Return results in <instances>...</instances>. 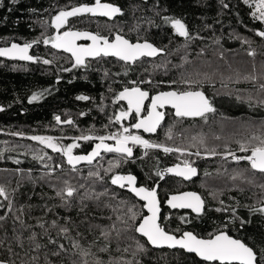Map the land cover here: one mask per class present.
Listing matches in <instances>:
<instances>
[{
  "label": "snow or ice",
  "instance_id": "obj_1",
  "mask_svg": "<svg viewBox=\"0 0 264 264\" xmlns=\"http://www.w3.org/2000/svg\"><path fill=\"white\" fill-rule=\"evenodd\" d=\"M250 9V16L253 21H258L264 25V0H242ZM11 5H18L20 0H10ZM221 12L229 9L230 5L225 0H219ZM147 4V0H144ZM5 7L4 0H0V8ZM141 5H132V11L140 10ZM14 7H8L7 11L11 13ZM151 11L154 16L159 18L160 23L152 17H141L146 19L149 26L160 27L161 24L170 26L173 35L184 38V47L195 39H203L198 33L193 35L187 24L181 18L171 15H162L158 8V3L152 5ZM35 12V9H31ZM163 11H166L163 10ZM90 15L92 17H107L112 20L118 16H124L125 12L121 6L110 2H102V0H94L91 3H80L79 5H65L51 16L50 21H43L42 26L47 29L51 27L55 30V35L41 36L31 42L23 44L11 43L10 46L0 47V57L9 60L27 61L31 63H43L44 65L53 64L54 60L41 59L39 56L30 54V49L34 45L41 42L44 45H50L52 49L62 51L68 54L67 59L71 63V67H61L62 72H71L73 69L83 68L85 70L92 69V61L97 64L107 63L108 58H113L116 62L121 63L123 75L127 76L133 65L138 62L143 63L144 58H155L161 55H171L165 53L164 48L155 46L149 40L140 35V24L136 23L129 29L137 33L135 42L129 40L123 34V28L117 27L111 36L102 35L100 32H90L86 30H67L61 31L70 24V18H78ZM7 21L8 17L0 18ZM219 22V21H217ZM206 28L212 27L205 25ZM111 32V29H109ZM254 35L264 42V27L260 29H252ZM242 44H247L249 50L247 55L253 57L251 71L242 73L234 70V75L227 77V81L233 83L250 82L255 90V96L249 94L246 97L237 95V100L249 103L252 107L264 108V61L260 63L259 70L255 63L257 51L252 48L253 41L242 37H238ZM78 41H90V43H78ZM218 43V41H216ZM169 43H172L170 40ZM178 51V49H177ZM203 54V49L198 55ZM55 57V53H53ZM223 54L221 53V57ZM183 63L172 65L173 69H179V75L176 79L170 81H159L153 85L151 79L130 80L122 87L121 90L115 91L112 84H108V92L113 94L112 103L118 104L125 102L126 107H120L112 116L108 117V124L104 125L105 133L99 134L94 128L88 129L86 132L81 131L79 136L72 137V143L67 145L61 143L66 137H54L50 135H31L25 137V133L21 131H13L9 133L15 137L27 138L28 140L38 142L42 147L33 152L32 159L40 163L44 171L39 177H33L31 170L16 169L15 172L21 177L16 181V187H11V181L0 183V264H141L136 259L137 253L147 251L145 244L136 239L133 233L139 234L148 245L153 248H168L183 250L189 254H195L199 257L203 264H264V237L257 241L254 237H248L247 242L240 238L230 235V225L236 231L243 230L246 226H251L252 218L259 216L261 222L264 223V122L257 127L252 125L254 131L248 137L236 140L237 149L233 151L228 143L224 144V150L218 151L216 147L209 148L206 143L205 136L199 134L192 137H184L189 142L184 144H174L169 146L165 142L152 141L144 138L143 133L157 134L158 130L163 128L166 122V116L169 113L167 108L173 111L175 122L169 125L165 131L167 140L174 139L175 124H181L185 119H200L205 124L209 121V114L215 113L216 108L212 101L206 96L205 92L200 90L208 83H213L215 72H201L193 67L191 71L185 68L186 64L192 63L186 57L182 58ZM170 60H165L160 65L153 64V71L157 68H164V74L170 71L167 67ZM96 71H102V79L107 81L111 76H120V72L112 73L107 68H95ZM147 71V69H145ZM60 77H57L59 82ZM71 82V81H69ZM115 82V81H114ZM160 83H168L169 86L178 85L172 90H159L153 95L152 89L142 88L140 85L148 84L154 88ZM130 85V86H129ZM179 85H182L180 87ZM221 85L227 88L225 78L221 75ZM237 92L240 90L237 89ZM50 94L49 89L41 92H34L29 97L28 102L39 101L46 95ZM231 94V93H229ZM79 101H88L92 99L86 95H78ZM104 97L101 96V104L99 109L105 111L103 104ZM146 101L148 103H146ZM0 111H4L0 107ZM81 116L86 113L81 112ZM56 125H68L75 127V121L71 118L62 120L60 115H55ZM124 121H134L129 125H125ZM118 125L116 131H109L112 125ZM61 132L63 128L61 127ZM135 130V132L133 131ZM216 140L222 139L219 135H214ZM78 141L89 142L92 147L87 154H74L73 150L81 147ZM5 144L7 142H4ZM139 147L144 150V156H147L149 150L159 149L165 154L178 153L179 156L185 157L180 163L164 170H158L155 175L161 180L165 178V173L182 177L185 180L191 179L197 175V168L194 167V161L187 157H220L226 164L235 162L237 165L244 161L247 167L234 168L230 175V179L240 181L233 187L243 193L245 188L241 185H248L250 188L257 189L252 196L247 197L251 203H241L234 197H229L235 202L226 204L220 196L223 192L217 194L212 192L214 200L219 203L218 207L210 209L207 202L202 196L195 192H183L172 195L167 204L172 209H190L196 214V218L202 217L207 211H215L217 213H227V223L217 227L213 232L207 234L206 237L196 234L192 230H183L182 234L177 236L166 231L161 226V207L157 198L156 188L145 186H137V178L131 174H120V169L125 163L133 161L134 148ZM195 148L196 151L190 149ZM45 149H50L52 153H59L63 160L59 163L54 161L53 156L49 155ZM11 148L0 149V158H3L5 151H13ZM241 153V154H237ZM106 154H114L113 159L107 161L108 167L104 168L100 163L105 159ZM15 164L21 161L14 160ZM68 166L67 172L64 165ZM81 165L88 166L87 176H82ZM61 175H57V173ZM69 173H75L74 179H83L89 183L73 184L69 179L64 177ZM227 169H225V174ZM110 174V175H109ZM219 174V173H218ZM210 175V173H205ZM27 179L33 185L37 181H44L49 188L55 192L54 197H47L48 200L59 199L58 205L50 206L47 202L37 205L41 215L33 216L34 206L30 203L20 204L17 206L16 200L23 187V180ZM103 186L102 191L96 190V185ZM116 186L119 189H127L143 202L142 207L146 209V214L139 216V212L134 209L136 206H128V202L120 200L117 206H113L110 201L115 200L117 193L110 190L106 185ZM82 190V191H81ZM35 195V192H33ZM44 193H41V199H45ZM108 200L104 201L103 198ZM29 201L32 196L28 197ZM94 202L97 207L103 203V207L112 208L113 212L118 207H126V211L117 215L115 220L109 225H101L94 223V217H90L86 209L87 202ZM63 207L65 209L78 208L77 215L83 214V218L77 222L70 216L59 217L49 221L47 216L54 213V208ZM243 208L247 212V216L240 214ZM139 216V219H137ZM112 220L111 217H108ZM182 222L189 223L185 218H181ZM34 221V222H29ZM62 221V222H61ZM238 225V227H237ZM81 227L85 231H81ZM99 230V235H94L91 241H87L85 233L94 234ZM176 231H181L177 229ZM74 233V235H73ZM119 241L122 235H126L127 239H131L135 243V251L132 253V260H124L120 257L109 258L104 260L98 253L110 252V244L112 242V234ZM86 241V242H85ZM100 241V243H97ZM95 249V250H94ZM117 251H121L117 244ZM123 252H128L129 248L125 247ZM176 264H183L179 256H176Z\"/></svg>",
  "mask_w": 264,
  "mask_h": 264
},
{
  "label": "trees",
  "instance_id": "obj_2",
  "mask_svg": "<svg viewBox=\"0 0 264 264\" xmlns=\"http://www.w3.org/2000/svg\"><path fill=\"white\" fill-rule=\"evenodd\" d=\"M94 0H20L18 5H11L10 0H4L5 7L0 8V18L7 16V21L0 19V47L8 46L16 42L23 44L31 42L41 36L43 32L45 35H55V30L51 27L45 29L42 26L43 21H50L51 16L56 14L59 8L66 4L79 5L80 3H91ZM122 7L125 12L124 16H118L115 19H98L90 15L70 18V24L61 31L67 30L71 27L72 30H86L93 33L100 32L102 35L111 36L112 32L117 30V27L123 28V34L129 40L135 42L137 33L129 31L136 23L140 24V35L147 38L149 42L155 46L164 48L165 53H172L171 55H163L154 60L144 59L143 63H137L132 66L133 70L128 72V75H123V68L121 63L114 59H108L109 62L97 64L92 62L93 68L85 70L83 68L73 69L71 72L60 71L61 67H71L67 55L58 53L52 49L50 45H44L42 42L34 45L31 54L41 57V59L54 60L51 65H44L43 63L24 64L18 62H7L0 59V107L4 111H0V149L11 148L13 151H5L3 158H0V183H7L11 181V187H16V181L21 179L16 174V169H23L25 173L31 170L33 177H39L44 168L40 163L32 159L33 152L39 150L42 146L32 143L27 138L15 137L9 133L13 131H21L25 133V137L31 135H50L54 137H66L62 141L65 143L72 142V137L79 136L81 131H87L94 128L99 134H104V125L108 124V117L119 110L120 107H126L124 102L113 104V94L108 92V84H112L115 91L122 89L130 80H144L151 79L153 85L159 81H170L176 79L179 75V69H173L172 65L182 64V58L186 57L192 63L186 64L185 68L189 71L193 67L199 69L201 72L213 73V83H206L202 89L206 96L212 101L216 108L215 113L209 114V121L207 124L200 119L187 120L185 119L181 124H175L173 129L174 139L167 140L165 131L169 125H173L175 118L169 113L166 116V122L163 128L158 130L155 136L144 137L152 141L165 142L169 146L174 144L184 143L189 141L184 137L197 136L203 134L209 148L216 147L218 151L224 150V144L228 143L233 151L237 149L236 140L248 137L254 131L252 125L257 127L261 122H264V108L252 107L247 102L237 100V95L246 97L249 94L255 96V90L250 82L233 83L227 81V77L234 75V70H239L242 73L251 71L253 57L247 55L249 50L247 44H242L238 37L252 40V48L257 51L255 63L257 69L260 68V63L264 61V42L259 37L254 35L252 29H260L264 27L258 21H253L250 16V9L242 0H225L230 5L229 9L221 12V5L219 0H117L111 1ZM158 3V8L162 15H171L181 18L187 24L190 32L193 35L198 33L199 37L203 39H195L188 43L185 48L184 39L173 35V30L170 26L161 24L160 27L149 26L146 19L141 17H152L156 23H160L159 18L154 16L151 7ZM132 5H141L140 10L132 11ZM8 7H14V11L9 13ZM35 9V12H31ZM166 11H163L165 10ZM219 21V22H217ZM205 25L212 27L206 28ZM111 29V32L109 31ZM172 43H169V41ZM218 41V43L216 42ZM178 49V51H177ZM203 49V54L198 55ZM55 53V57L53 56ZM221 53L223 56L221 57ZM170 60L171 63L167 65L170 70L167 75L164 74V68H157L153 71V64L160 65L165 60ZM95 68H107L112 73L120 72V76H111L107 81L102 79V71H96ZM147 69V71H145ZM221 75L225 78L227 88L221 85ZM60 77L57 82V77ZM71 81V82H69ZM115 81V82H114ZM130 86V85H129ZM142 88H151V94H155L159 90H172L178 85L169 86L168 83H160L158 87L152 85L142 84ZM182 87V85H179ZM45 89L50 90V94L46 95L39 101L32 103L28 102L29 97L34 92H41ZM240 91L237 92L236 90ZM231 93V94H229ZM78 95H86L92 99L88 101H79L76 99ZM103 95V104L105 111L101 112L99 106L101 104V96ZM84 112L86 115L81 116ZM55 115H60L62 120L71 118L75 121V127L58 126L54 120ZM134 122V121H132ZM129 125V124H127ZM61 127L63 132H61ZM118 125H112L109 131H116ZM214 135L222 137L216 140ZM4 142H7L6 144ZM81 147L75 149V154H86L91 150L88 142H79ZM196 151L195 148L190 149ZM49 155L53 156L54 161L59 163L63 157L59 153H52L50 149H45ZM241 154V153H237ZM114 155H105V159L100 163L104 168L108 167L107 161L113 159ZM135 159L125 163L120 169H117L120 174H131L136 176L138 182L143 186L153 188L158 184V198L162 208L161 226L166 231L174 235H181L183 230H192L196 234L206 237L208 233L213 232L217 227L227 223V213H217L207 211L202 217L196 218L191 214L183 215L172 213L165 207V202L169 195L182 190V187L173 184V180L165 175L161 180L155 175L158 170L169 168L176 163L175 159L181 161L185 157L179 156L178 153L165 154L161 150H151L147 156L136 149ZM189 160L198 164L203 161V169L200 168V176L198 185L202 190H198V185L192 189L199 191L202 198L207 202L210 209L219 206L217 200H214L211 193L219 194L223 192L220 199H223L226 204H232L235 201L230 200L229 197H234L243 203H251L247 197L252 196L257 189L250 188L248 185H241L245 188L243 193L239 192L233 187L235 184H240V181H233L230 179L232 169L247 167V163L242 161L239 165L235 162L224 163L220 157H201L191 156L187 157ZM14 160L21 161L20 164H15ZM202 164V163H201ZM65 171L68 166L65 164ZM82 176H87L88 166L81 167ZM225 169L227 173L225 174ZM210 175H205V173ZM219 173V174H218ZM61 175V173H57ZM75 173H69L64 178L69 179L73 184L89 183L83 179H74ZM110 175V174H109ZM110 190L115 191L118 195L115 200L110 203L115 207L120 200L128 202V206L135 205V211L139 212V216H143L142 204L138 202L131 195L124 190L115 188L108 184L106 185ZM187 188H190L189 186ZM97 191H102L103 186L97 184ZM82 191V190H81ZM35 192V195H33ZM41 193L46 194L45 199H41ZM32 196L29 201L28 197ZM55 192L49 188L44 181H37L35 185L29 182L26 178L23 180V187L20 189V194L17 197L16 204L30 203L34 206L33 216L41 215L40 209L37 205L47 202L50 206L58 205L59 199L48 200L47 197H54ZM107 201L108 198H103ZM88 212L90 217H94L93 222L101 225H109L115 220L116 216L125 212L126 207H118L115 212L112 208L100 207L94 202L88 201ZM3 209H0V214H3ZM240 214L247 216L245 209L241 208ZM78 208L65 209L63 207L54 208V213L49 214L47 219L51 221L59 217L70 216L77 222L83 218V214L77 215ZM139 216L137 219H139ZM111 217L112 220H109ZM185 218L189 223L182 222L181 218ZM34 222V221H29ZM62 222V221H61ZM238 227V225H237ZM180 229L181 231H176ZM85 231L83 227L80 229ZM230 235L245 240L248 237H254L259 241L264 237V223L261 222L259 216L252 218L251 226H246L241 231H236L230 225ZM74 235V233H73ZM87 241H91L94 235H99V230L94 234L85 233ZM136 239L145 244L147 249L144 253H137L136 259L141 261V264H176V256H179L183 264H203L196 257L185 254L183 251L175 250H152L148 247L144 239L133 233ZM86 242V241H85ZM97 243H100L98 241ZM117 244L121 251H117ZM128 247V252L122 250ZM95 250V249H94ZM135 243L131 239H127L126 235H122L119 241L115 238V233L112 234V242L110 244V252L98 253L104 260L109 258L120 257L124 260H132V253L135 251Z\"/></svg>",
  "mask_w": 264,
  "mask_h": 264
},
{
  "label": "flooded vegetation",
  "instance_id": "obj_3",
  "mask_svg": "<svg viewBox=\"0 0 264 264\" xmlns=\"http://www.w3.org/2000/svg\"><path fill=\"white\" fill-rule=\"evenodd\" d=\"M108 59H110V58H108ZM93 62V61H92ZM125 103V102H124ZM125 105H126V103H125ZM168 113H170L171 114V112L172 111H170V110H166ZM174 117V116H173ZM188 120V119H187ZM191 120H193V119H191ZM130 123H132V121H126V125L127 124H130ZM134 132H135V130H133ZM144 135V137L146 136V137H150V136H147V135H145V134H143ZM79 142H83V141H78V143ZM87 144H90L89 142L87 143ZM91 145V144H90ZM92 147V146H91ZM136 149L137 148H134V156H135V153H136ZM139 150H141L143 153H144V151L142 150V149H140V148H138ZM83 154V153H82ZM87 154V153H86ZM109 155H114V154H109ZM175 162L176 163H174V164H172L170 167H172V166H174V165H176L177 163H180L181 161H178L177 159H175ZM231 162V161H230ZM229 162V163H230ZM202 163V164H201ZM194 167H196L197 168V177L196 178H193V179H190V180H185V179H182V178H178V177H172V176H169L173 181V184L174 185H178V186H180V187H182V190H179L178 192H176V193H173V194H180V193H183V192H195V193H198L199 195H200V192L199 191H196V190H194V189H192L191 187H193V188H195V186H197L199 183H198V181H199V176H200V169L202 170L203 169V161H201L200 160V162L198 163V164H194ZM200 168V169H199ZM165 175H167L166 173H165ZM168 176V175H167ZM136 177V176H135ZM158 186V184H155L154 186H153V188L155 187V186ZM137 186L139 187V186H143V185H141L139 182H138V180H137ZM190 187V188H187V187ZM145 187H148V186H145ZM198 187H199V189L198 190H202L201 189V187L198 185ZM150 188V187H149ZM117 189H119V188H117ZM120 190H124L125 192H126V190L125 189H120ZM127 193V192H126ZM157 193H158V191H157ZM173 194H171V195H173ZM130 195V194H129ZM157 196H158V194H157ZM170 196V195H169ZM168 196V197H169ZM201 196V195H200ZM159 199V198H158ZM166 203V202H165ZM160 207H161V203H160ZM161 211H162V208H161ZM169 211V210H168ZM171 212V211H170ZM172 213H178V214H183V215H187V214H191V215H193V216H195L192 212H185V211H182V212H172ZM161 220H162V214H161ZM161 220H160V222H161ZM149 247V246H148ZM150 248V247H149ZM166 250V249H165ZM170 251V250H169ZM173 251H175V250H173ZM180 251H182V250H180ZM186 254V253H185ZM190 256H192V255H190ZM195 257V256H194ZM198 260V259H197ZM203 263V262H202Z\"/></svg>",
  "mask_w": 264,
  "mask_h": 264
},
{
  "label": "water",
  "instance_id": "obj_4",
  "mask_svg": "<svg viewBox=\"0 0 264 264\" xmlns=\"http://www.w3.org/2000/svg\"><path fill=\"white\" fill-rule=\"evenodd\" d=\"M111 1H117V0H102V2H110V3H112ZM95 18H98V19H108L107 17H100V16H96ZM115 19V18H114ZM180 38H182V37H180ZM182 39H184V38H182ZM16 43V42H15ZM78 43H90V41H78ZM8 46H10V44L8 45ZM5 47V46H4ZM34 48V47H33ZM32 48V49H33ZM32 49H30L29 51H30V54H31V50ZM55 51H57L58 53H62V54H65V55H67L68 56V54L67 53H64V52H62V51H58V50H55ZM161 56H163V55H161ZM158 57H160V56H157V57H155V58H144V59H147V60H154V59H157ZM0 59L1 60H5V61H7V62H18V63H24V64H32L31 62H27V61H19V60H9V59H7V58H5V57H0ZM110 59H113V58H110ZM154 95V94H153ZM146 103H148L147 101H146ZM166 110H170V111H173L170 107L169 108H167ZM166 119V118H165ZM198 119V118H197ZM188 120H191L190 118L188 119ZM61 126H68V125H61ZM143 134H145V135H147V136H155L156 134H148V133H143ZM91 151V150H90ZM80 167H85L84 165H81ZM173 167V166H172ZM168 176H172V177H178V176H175V175H173V174H168V173H166ZM197 177V175L196 176H193L191 179H193V178H196ZM178 178H182V177H178ZM182 179H184V178H182ZM188 180H190V179H188ZM115 188H118V187H116V186H114ZM154 188H156V190L158 191V186L156 185ZM126 190V192L128 193V194H130L133 198H135L138 202H140L141 204H143V202L142 201H140L137 197H135L134 196V194H132V193H130L129 191H127V189H125ZM198 194V193H197ZM173 195H177V194H173ZM199 195V194H198ZM172 195H170L168 198H167V200L171 197ZM157 198H158V196H157ZM159 200V199H158ZM167 200H166V203H165V207L169 210V211H171V212H182V211H185V212H191V210L190 209H172V208H170L169 206H168V204H167ZM143 211H144V213L146 214V209H144L143 208ZM161 214H162V211H161ZM195 216H196V214L195 213H193ZM161 220V219H160ZM137 236L139 237V234H137ZM141 238V237H140ZM143 239V238H142ZM146 242V241H145ZM148 245V244H147ZM152 250H170V251H173V250H178V249H168V248H159V249H157V248H153L151 245H148ZM183 251V250H182ZM184 252V251H183ZM184 253H186V252H184ZM187 255H192V256H195V254H189V253H186ZM196 257V256H195ZM200 262H202L201 260H200V258L199 257H196Z\"/></svg>",
  "mask_w": 264,
  "mask_h": 264
},
{
  "label": "rangeland",
  "instance_id": "obj_5",
  "mask_svg": "<svg viewBox=\"0 0 264 264\" xmlns=\"http://www.w3.org/2000/svg\"><path fill=\"white\" fill-rule=\"evenodd\" d=\"M124 123H125V125H126V121H124ZM31 141V140H30ZM32 143H34V144H37V145H40L38 142H34V141H31ZM73 142V141H72ZM72 142H70V143H72ZM61 143H63V144H65V145H67V144H69V143H65V142H63V141H61ZM136 148H139V147H136ZM141 149V148H140ZM151 150H156V149H151ZM151 150H149V151H151ZM159 150V149H158ZM162 151V150H161ZM73 152H74V154H75V149L73 150ZM163 152V151H162ZM164 153V152H163Z\"/></svg>",
  "mask_w": 264,
  "mask_h": 264
},
{
  "label": "built area",
  "instance_id": "obj_6",
  "mask_svg": "<svg viewBox=\"0 0 264 264\" xmlns=\"http://www.w3.org/2000/svg\"><path fill=\"white\" fill-rule=\"evenodd\" d=\"M143 150V149H142ZM144 151V150H143Z\"/></svg>",
  "mask_w": 264,
  "mask_h": 264
}]
</instances>
